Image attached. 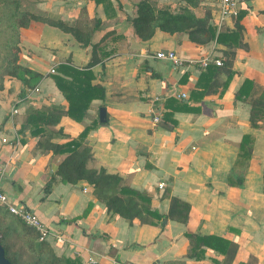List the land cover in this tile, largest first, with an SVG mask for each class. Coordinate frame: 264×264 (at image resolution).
I'll use <instances>...</instances> for the list:
<instances>
[{
	"label": "crops",
	"instance_id": "crops-1",
	"mask_svg": "<svg viewBox=\"0 0 264 264\" xmlns=\"http://www.w3.org/2000/svg\"><path fill=\"white\" fill-rule=\"evenodd\" d=\"M141 1L114 0L116 10L108 15L101 5L90 8L87 2L89 14L100 20L94 43H100L101 62L91 68L92 84L101 85L105 97L90 104L82 122L67 117L66 136L51 141L76 140L90 128L82 143L91 148L89 168H104L120 176L124 185L147 192L151 208L160 214L168 213L171 197L187 202L188 221L130 224L108 212L85 181L73 185L57 178L46 192L63 156L56 159L52 151L41 152L36 148L41 136L21 133L24 117L13 109L24 113L29 102H4L0 109L2 188L11 202L39 215L50 231L47 238L74 264H91V256L100 264H264V128H252L251 105L236 99L245 80L254 82L258 92L264 89V0H240L242 42L231 48L233 73L219 76L220 86L208 91L197 86L202 72L194 61L206 56L225 61L228 44L204 47L186 34L159 29L144 41L132 25ZM150 1L172 12L187 7L185 0ZM216 3L202 0L192 11L200 16L209 7L215 24ZM77 9L71 12V24L78 18ZM237 18L228 20L222 31H236ZM61 39L53 41L62 46ZM160 51H174L186 63L176 66L158 59ZM41 54L43 59L31 64L40 74L47 72L49 61L63 59L47 50ZM91 57L92 46L83 47L71 34V66L86 68ZM194 91L198 95L193 96ZM42 92L61 98L50 83ZM40 101L68 107L60 99ZM101 107L107 111L106 123L99 120ZM156 114L161 117L158 123ZM26 226L0 205V243L10 260ZM188 234L238 244L237 254L228 263L224 252L200 243L197 256H191Z\"/></svg>",
	"mask_w": 264,
	"mask_h": 264
},
{
	"label": "trees",
	"instance_id": "trees-1",
	"mask_svg": "<svg viewBox=\"0 0 264 264\" xmlns=\"http://www.w3.org/2000/svg\"><path fill=\"white\" fill-rule=\"evenodd\" d=\"M97 5H103L105 12L109 10L108 0H94ZM187 7L178 12H172L168 8L157 7L150 0H143L136 5V16L132 20L135 33L144 41L150 40L157 29L169 34L185 33L189 39L199 45L210 43H227L228 51L225 52L227 59L221 66L210 64L206 68H201V75L198 80V88L210 90L220 86L218 77L225 75L227 78L233 73V61L235 58L233 46H239L242 42V25L240 24L241 15L235 21L236 31H220L212 24V11L205 7L200 16L196 15L192 8H199L202 0H185ZM84 8V7H83ZM82 8V9H83ZM82 11V10H81ZM0 27H5L4 31L8 36V41L3 46L4 53L0 59V91L3 89V83L6 76L21 78L25 85H28L34 77H41L29 68L23 67L17 61L20 53L17 45L20 28L28 27L37 17L21 10L20 0H0ZM86 17V8L83 11ZM48 17L55 21L59 20L58 15L48 14ZM63 21H59L60 26H64ZM92 25L89 31L84 28ZM100 20L92 19V23L86 21L80 22L79 19L67 28L83 47L92 46V57L88 64L90 70L96 64L101 62L99 56V44L92 43L96 31L99 29ZM95 32V33H94ZM17 38V39H16ZM89 70L76 69L72 66L61 65L58 76H55V83L59 90L65 95L69 106H63L55 103L49 105L42 104V109L32 107L25 122L22 124L21 133L29 131L32 136H47L44 141L38 143V148L47 147L49 144L53 147V154L56 157L63 156L58 163L50 181L45 186V191L49 192L53 182H61L76 185L80 181H86L94 190L96 197L102 201L108 212L117 214L125 218L130 224L138 221L142 224H153L154 220L172 219L180 223H186L189 219L190 205L177 197L170 198V207L167 214H160L151 208L152 197L144 191L130 188L123 184V179L118 175L109 174L104 168H89V162L93 159L91 148L88 145H81L78 140H72L65 144L50 143L52 137H61L62 130L57 133L51 131L48 126L56 125L64 116L82 122L88 114L90 104L95 99L103 100L105 89L101 85H93L91 79L93 73ZM19 73L22 74L19 77ZM70 77V78H69ZM226 81L221 83L224 86ZM193 96L198 95L194 91ZM1 97V96H0ZM237 100H243L251 105L250 124L252 128H264V89H255L254 82L245 80L239 91L236 93ZM3 100V99H2ZM20 102L29 101L36 105L35 100H28L26 90L22 89L19 94ZM5 99L3 100V103ZM19 103V102H18ZM180 103L187 106L185 100ZM165 120L166 116L164 117ZM263 121L262 123H260ZM90 128H86L80 140H84ZM61 133V134H60ZM26 226V224H25ZM193 243L191 256H197L198 244L200 243L213 246L216 250L226 254V260H233L237 253V246L211 236L187 235ZM25 245L36 257L35 262L30 264H74L67 258L60 257L55 253L52 242L45 238L40 240L39 233L28 226L24 230ZM213 241H217L214 242ZM217 243V244H215ZM226 247V248H225ZM13 264L14 261L11 260Z\"/></svg>",
	"mask_w": 264,
	"mask_h": 264
},
{
	"label": "rangeland",
	"instance_id": "rangeland-1",
	"mask_svg": "<svg viewBox=\"0 0 264 264\" xmlns=\"http://www.w3.org/2000/svg\"><path fill=\"white\" fill-rule=\"evenodd\" d=\"M20 1H21V10L25 11L27 13H30L32 15H35L37 18L35 20H33L28 27L20 28V30H19L18 39L16 38L17 39V45H18L19 50H20V53L18 54V59H17L18 63L20 65H22L23 67L29 68L34 73L40 74L37 72V70L31 68V64H32L33 60L39 61V60L43 59L42 58L43 54H41L42 51L47 50L49 52V54L52 56H58V55L63 56V59L60 60L58 63L54 59L49 61L48 67H47V72L40 74L41 77H39V78L34 77L33 79H31V81L28 85H25L21 78L18 79V78H14V77L12 78V77L6 76L4 83H3V89L0 91V96H1L0 97V109H2V107H3V100L4 99H5V104L7 102H10L11 105L16 104L18 106V104L20 103L19 94H20V91L22 89L26 90V94L28 95V100H30V101L35 100L37 102L36 105H32V103L29 101H26V102L23 101L25 103L29 102L28 103L29 106L27 109H25L24 113H20V110L18 109L19 114H22L24 117V120H23V123H24L26 120V117L28 116V112L32 107H34L36 109H42L44 107L42 105L43 103L40 101V99L42 100L43 97L47 98V100L51 99V101H59V99H60V101H66L68 103V106H69V102L66 100L65 95L59 90V88L56 86V83H55V76H58L60 66L63 64L71 66V32L69 31V29L67 27L72 26L73 23H75V21H77L78 19L80 22L86 21L87 23H92V19H94L92 17L94 14H92V15L89 14V11L87 8V5H88L87 2L89 1V4L91 5L90 8H92L93 4L94 3L96 4V2L94 0H20ZM155 1H157V0H155ZM107 3L109 5V10L107 12H109L110 10H112V11L116 10L114 0H108ZM201 4H202V2H201ZM100 5L103 7V5H105V3H101L99 5L96 4V9H97V6H100ZM75 7L79 8L80 11L77 9L79 11L78 18L71 24V15H72L71 12L73 11V9ZM85 8H86V17L83 15V11L85 10ZM171 9H174V8H171ZM107 12H106V14H107ZM48 14L58 15L59 20H55V21L51 20L48 17ZM2 16H3V14H1V12H0V17H2ZM59 21L60 22L63 21L65 23L64 26H60ZM212 24H214V23L212 22ZM90 28H92V25H89L88 27H85L84 29L86 31H89ZM4 29H5V27H0V59L2 57L1 55L4 53L3 46L8 41V36L6 35ZM220 31H222V28L220 30H218V28H217V32H220ZM179 34H185V33H179ZM93 35H94V37H93L92 43H94L95 37H96V34H93ZM62 37H63V39H61ZM104 37L107 38V36H104ZM104 37H103V39H101V41L105 40ZM53 39H55V40L61 39L63 45L61 46V45L55 44V41H53ZM188 39H189V37H188ZM191 42H193V41H191ZM193 43H195V42H193ZM98 44L100 47V43H98ZM195 44H197V43H195ZM211 44H213V43H210L207 45H200V46L205 47V46H208ZM214 44H216V43H214ZM197 45H199V44H197ZM98 53H99V51H98ZM222 62H224V60H222ZM52 69H54L55 72H52ZM76 69H78V68H76ZM83 70H89V69L86 66V68H83ZM89 71L92 72V69H90ZM21 76H22V74L19 73V77H21ZM93 76H94V74H93ZM93 81H94V78L91 79V83H93ZM49 83L52 85L53 88H55L58 91L61 98H58L57 96H55L54 94H51V93L46 94V93L42 92L47 87V85H49ZM98 100L101 101V99H98ZM18 101H19V103H18ZM67 117L71 119V117H69V116H64L61 118V120L58 124L48 126L49 129L51 131H54V133H57L59 130H62V132H61L62 134L60 133L61 137L66 136L64 134V131H65V126H67V125L64 122L67 119ZM46 137L47 136H41V139L43 138V140H39L38 143H41L42 141H44V138H46ZM76 140L80 141L81 145H83L82 144L83 140H80L79 137ZM70 141H66V143H68ZM38 143H37V145H38ZM50 143L59 144V145L65 144V143H61V141L58 143L55 141L54 142L51 141ZM36 148H38V147H36ZM38 149L41 152L53 151V147L50 144L47 147L38 148ZM54 158H55V156H54ZM56 159H57V157H56ZM158 221H160V220H158ZM235 245L237 246V251H238L239 246H238V244H235ZM52 247H53L55 253H57L60 257H63L64 259L67 258V259H70L71 261H73L71 259V257L66 256L64 250L59 249L56 245H53V244H52ZM12 258H13V261L15 264H30V263L35 262V260H36V257L28 249V247L25 245L24 241H21L20 243H18V247L16 249L15 254L12 253ZM234 258H233V260H234ZM233 260L229 261V259H228L226 261H228V263H231Z\"/></svg>",
	"mask_w": 264,
	"mask_h": 264
},
{
	"label": "built area",
	"instance_id": "built-area-1",
	"mask_svg": "<svg viewBox=\"0 0 264 264\" xmlns=\"http://www.w3.org/2000/svg\"><path fill=\"white\" fill-rule=\"evenodd\" d=\"M216 2L217 3L214 9L215 25L218 28V30H220L228 20L236 19L237 17H239L240 0H216ZM156 58L172 61L176 66H183L186 63L185 59L179 57L174 51H160L156 53ZM194 62L198 64L199 67L201 68H206L210 64H215L217 66H221L223 64L221 59H215L210 56L203 57ZM52 72H55V70L52 69ZM182 97H185V95H182ZM17 113H18V109L14 108L13 114H17ZM160 120H161L160 114L159 115L156 114L154 117V121L158 123L160 122ZM0 172L3 173V170H1V168H0ZM1 176H0V205L6 207L11 214L19 218L28 227L35 229L40 235V240H44L45 238H47L50 234V231L46 226V224L39 217V215L25 205L16 204L10 201L8 195L5 193V191L2 188ZM164 186L165 183L160 184V188H163ZM88 261L91 264H100L93 256L89 257Z\"/></svg>",
	"mask_w": 264,
	"mask_h": 264
},
{
	"label": "water",
	"instance_id": "water-1",
	"mask_svg": "<svg viewBox=\"0 0 264 264\" xmlns=\"http://www.w3.org/2000/svg\"><path fill=\"white\" fill-rule=\"evenodd\" d=\"M107 111L104 107L99 110V120L101 123H106ZM0 264H13L11 260L7 257L6 251L3 245L0 243Z\"/></svg>",
	"mask_w": 264,
	"mask_h": 264
}]
</instances>
